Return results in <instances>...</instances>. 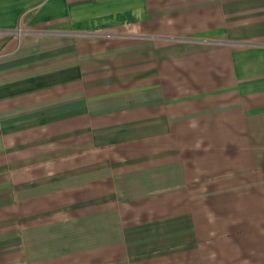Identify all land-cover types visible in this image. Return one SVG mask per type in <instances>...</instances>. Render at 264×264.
Masks as SVG:
<instances>
[{"label":"crops","instance_id":"0c3cea01","mask_svg":"<svg viewBox=\"0 0 264 264\" xmlns=\"http://www.w3.org/2000/svg\"><path fill=\"white\" fill-rule=\"evenodd\" d=\"M0 264H264V0H0Z\"/></svg>","mask_w":264,"mask_h":264}]
</instances>
